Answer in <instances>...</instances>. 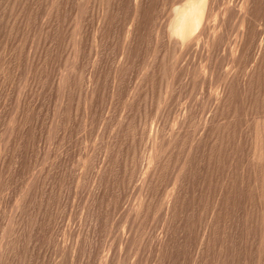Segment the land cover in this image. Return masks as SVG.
<instances>
[{
  "label": "rangeland",
  "instance_id": "rangeland-1",
  "mask_svg": "<svg viewBox=\"0 0 264 264\" xmlns=\"http://www.w3.org/2000/svg\"><path fill=\"white\" fill-rule=\"evenodd\" d=\"M189 1L0 0V264H264V0Z\"/></svg>",
  "mask_w": 264,
  "mask_h": 264
},
{
  "label": "bare ground",
  "instance_id": "bare-ground-1",
  "mask_svg": "<svg viewBox=\"0 0 264 264\" xmlns=\"http://www.w3.org/2000/svg\"><path fill=\"white\" fill-rule=\"evenodd\" d=\"M215 1H210V0H190L189 2H187L183 7L179 8V9H176L175 12H174V16L173 18L170 20L169 22V35L170 37H175L180 43H189L192 41V39H195V37H202L203 35L207 34V32H209L210 30H216V26L217 25H211L210 23L212 22V20L210 22H208V19L209 17H211V13L213 12L214 10V7L216 6ZM229 2V1H228ZM249 2H251L250 0H231L230 3H232V7L230 6V17L232 18H237V20L239 19V21L242 24L241 27H243V30H245V34L247 33L248 34V41H247V46H249L251 49L255 48V45L260 42V36H261V32L259 31V29H254L253 31L250 29V22L249 20L247 19L246 20V17L245 15L242 14L243 11H239L237 9V7H240L242 8L243 6L246 8H248V4ZM226 3V2H225ZM252 4V2H251ZM219 5V2L218 4ZM264 5V4H263ZM227 6V5H226ZM225 6V7H226ZM221 7V6H220ZM218 9V8H217ZM223 9V8H222ZM237 9V10H236ZM261 10H263L262 8H260ZM219 10V9H218ZM229 10V9H228ZM246 10V9H245ZM248 10V9H247ZM215 11H217L215 9ZM240 12V14H237L238 12ZM227 12V11H226ZM249 12V11H248ZM221 13V11H220ZM262 13H264L262 11ZM227 14V13H226ZM221 15V14H219ZM217 15V16H219ZM263 16V15H262ZM221 17V16H220ZM228 17V16H227ZM258 17V16H257ZM217 18V17H216ZM219 18V17H218ZM264 18V17H263ZM221 19V18H220ZM224 19V17H223ZM228 18H226L227 20ZM263 20V19H262ZM216 21V20H215ZM225 21V20H224ZM218 22V21H217ZM227 22V21H226ZM233 22V21H232ZM219 24V23H218ZM219 26V25H218ZM217 26V27H218ZM223 26V25H222ZM252 28V27H251ZM218 29V28H217ZM238 29V28H237ZM234 31V30H233ZM238 31V30H237ZM215 31V36H214V41H211L213 42V48L214 49H218L220 48V44L222 41H223V38H222V34H219V32ZM212 33V32H211ZM228 33V32H227ZM241 33L243 34V31L239 30L238 32H236L234 35L236 36V38H234L233 40H230V41H233V50L238 51V48L239 45L242 43L241 42V39H240V36H241ZM214 34V33H213ZM229 34V33H228ZM166 36V35H164ZM211 36V35H210ZM220 36V37H219ZM219 37L220 39V42L218 40L219 43H216L215 41L217 40V38ZM166 38V37H165ZM213 38V37H212ZM197 39V38H196ZM206 39H209V38H206ZM243 39V37H242ZM174 41V40H173ZM229 41V40H228ZM229 41V43H230ZM230 43V44H231ZM188 44V45H189ZM209 44V42H208ZM211 44V43H210ZM173 45V44H172ZM245 45V44H244ZM212 46V45H211ZM261 46V44H260ZM173 47V46H172ZM189 48V46H187ZM205 47V46H204ZM257 48V47H256ZM217 51V50H216ZM250 52V51H248ZM247 52V53H248ZM202 55V54H201ZM236 55V54H235ZM243 55V54H242ZM190 56V55H189ZM238 56V55H236ZM248 56V55H247ZM203 57V56H201ZM244 57V56H243ZM243 60V59H242ZM234 63V58H233V61ZM232 64V63H231ZM241 65V64H240ZM258 66V65H257ZM229 72V71H228ZM221 74V73H220ZM219 74V75H220ZM227 74V73H226ZM225 76H229V74H227ZM217 76V75H216ZM221 76V75H220ZM219 76V77H220ZM223 76V75H222ZM224 76V77H225ZM218 77V76H217ZM224 80V79H223ZM225 82V81H224ZM223 82V83H224ZM220 84V83H219ZM221 85V84H220ZM220 88V87H219ZM219 91V90H218Z\"/></svg>",
  "mask_w": 264,
  "mask_h": 264
}]
</instances>
